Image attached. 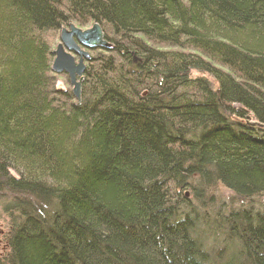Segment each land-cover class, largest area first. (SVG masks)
<instances>
[{"label": "trees", "instance_id": "trees-1", "mask_svg": "<svg viewBox=\"0 0 264 264\" xmlns=\"http://www.w3.org/2000/svg\"><path fill=\"white\" fill-rule=\"evenodd\" d=\"M263 197L264 0H0V264H264Z\"/></svg>", "mask_w": 264, "mask_h": 264}, {"label": "water", "instance_id": "water-1", "mask_svg": "<svg viewBox=\"0 0 264 264\" xmlns=\"http://www.w3.org/2000/svg\"><path fill=\"white\" fill-rule=\"evenodd\" d=\"M58 37L59 43L52 50L54 57L51 69L55 73L67 75L72 94L79 100L86 65L85 60L90 58V50L95 48L109 49L112 48V44L105 38L103 28L98 22H93L86 28L71 22L61 28ZM248 123L253 126H262L260 122L255 120H250Z\"/></svg>", "mask_w": 264, "mask_h": 264}, {"label": "rangeland", "instance_id": "rangeland-1", "mask_svg": "<svg viewBox=\"0 0 264 264\" xmlns=\"http://www.w3.org/2000/svg\"><path fill=\"white\" fill-rule=\"evenodd\" d=\"M73 23L75 25H77L76 22H73ZM90 25H91V23L84 25L82 28L88 27ZM58 43H59V38L55 42V45H57ZM76 59H77V56H76ZM192 73L195 76L200 74L197 71H193ZM55 82H56V86L58 88H61V89L71 87V84L69 83V79H68L67 75L62 74V73H56L55 74ZM209 190H210V188L208 189L207 194L213 195V201L211 203H205L203 209H201V210L206 212V213H209L212 216H214L213 214L210 213L211 212L210 209L215 210L216 207H218V205H219L218 203H220V200H224V203L227 205V202L229 201V196L231 195V192L229 190H227L226 188H224L223 186H221L220 184L215 186V188H213L212 190H210V191ZM184 193H185L187 198L192 199V194H191L189 189H185ZM256 200L258 202L260 201L259 203H262L261 206L264 208V197L263 198H256ZM194 202H195V200H194ZM243 204H247V202L245 201V202H243ZM195 205L197 206V203ZM236 205H238V204H236ZM249 205H250V202H249ZM258 205L259 204H257L256 206H258ZM210 215H207V217L214 219V217H212ZM5 234H6V228L3 225V223L0 221V255H1L2 250L5 247Z\"/></svg>", "mask_w": 264, "mask_h": 264}]
</instances>
